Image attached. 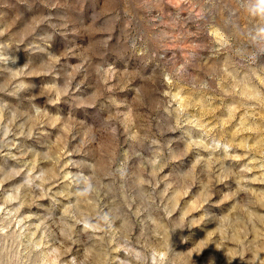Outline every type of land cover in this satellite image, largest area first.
I'll list each match as a JSON object with an SVG mask.
<instances>
[{"label": "rangeland", "instance_id": "rangeland-1", "mask_svg": "<svg viewBox=\"0 0 264 264\" xmlns=\"http://www.w3.org/2000/svg\"><path fill=\"white\" fill-rule=\"evenodd\" d=\"M0 264H264V0H0Z\"/></svg>", "mask_w": 264, "mask_h": 264}]
</instances>
